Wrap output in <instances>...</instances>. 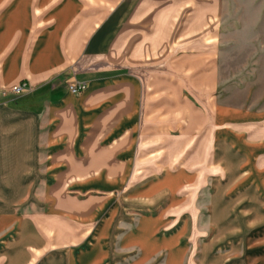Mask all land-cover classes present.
<instances>
[{"label": "crops", "instance_id": "obj_1", "mask_svg": "<svg viewBox=\"0 0 264 264\" xmlns=\"http://www.w3.org/2000/svg\"><path fill=\"white\" fill-rule=\"evenodd\" d=\"M221 9L0 0V87L28 85L0 105L36 120L42 181L32 208L0 209V264H264V108L220 97ZM205 201L214 233L248 210L261 236L197 241Z\"/></svg>", "mask_w": 264, "mask_h": 264}, {"label": "rangeland", "instance_id": "obj_2", "mask_svg": "<svg viewBox=\"0 0 264 264\" xmlns=\"http://www.w3.org/2000/svg\"><path fill=\"white\" fill-rule=\"evenodd\" d=\"M221 1L220 97L230 104L264 108V0ZM1 104L0 209H29L37 204V197L42 192L37 122L19 107ZM213 188L212 181H205L204 195H211ZM204 205L202 224L205 234H200L197 241L207 243L220 238L223 243L230 237L239 244L247 241L246 236L252 235L256 239L261 236V230L257 231L260 227L254 228L249 235L244 233L251 216L248 210L242 214L247 218L238 223L236 234L214 233L212 204L205 201ZM221 252L227 255L226 258L231 255L230 259L236 264L244 263L242 249L229 251L224 248ZM229 261L227 259L226 263Z\"/></svg>", "mask_w": 264, "mask_h": 264}, {"label": "built area", "instance_id": "obj_3", "mask_svg": "<svg viewBox=\"0 0 264 264\" xmlns=\"http://www.w3.org/2000/svg\"><path fill=\"white\" fill-rule=\"evenodd\" d=\"M68 89L73 93H79L86 89V84L84 82H75L68 86ZM28 90V85L25 82L15 83L11 87H0V96L9 97L13 96L14 98L23 92Z\"/></svg>", "mask_w": 264, "mask_h": 264}]
</instances>
